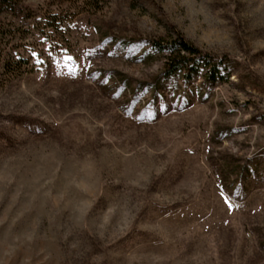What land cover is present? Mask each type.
I'll use <instances>...</instances> for the list:
<instances>
[{
	"label": "rangeland",
	"instance_id": "rangeland-1",
	"mask_svg": "<svg viewBox=\"0 0 264 264\" xmlns=\"http://www.w3.org/2000/svg\"><path fill=\"white\" fill-rule=\"evenodd\" d=\"M0 264H264V0L0 6Z\"/></svg>",
	"mask_w": 264,
	"mask_h": 264
},
{
	"label": "trees",
	"instance_id": "trees-1",
	"mask_svg": "<svg viewBox=\"0 0 264 264\" xmlns=\"http://www.w3.org/2000/svg\"><path fill=\"white\" fill-rule=\"evenodd\" d=\"M17 0H0V6H9ZM81 11H80V10ZM76 11L80 13L84 8H79ZM74 13V12H71ZM55 14L54 20L50 27L58 29V25H62L70 20H61ZM154 49L164 56V74L167 76H180L185 82L191 81L195 77L201 76L210 84L222 82L228 78L227 68L222 67L221 62H217L215 57L202 52L193 43L185 39L181 34L176 33L174 37L168 40H162L154 43ZM22 62L24 60H21ZM11 62L4 63V69L11 71ZM19 75L26 73V68L23 70L19 67Z\"/></svg>",
	"mask_w": 264,
	"mask_h": 264
}]
</instances>
